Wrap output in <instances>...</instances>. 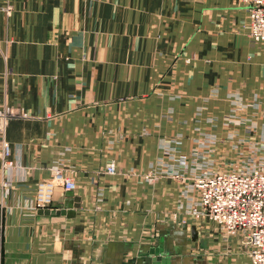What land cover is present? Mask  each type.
Listing matches in <instances>:
<instances>
[{
  "label": "crops",
  "instance_id": "crops-1",
  "mask_svg": "<svg viewBox=\"0 0 264 264\" xmlns=\"http://www.w3.org/2000/svg\"><path fill=\"white\" fill-rule=\"evenodd\" d=\"M249 32L241 0H0V114L27 115H0V264H251L192 187L264 137ZM53 168L65 217L34 207Z\"/></svg>",
  "mask_w": 264,
  "mask_h": 264
},
{
  "label": "built area",
  "instance_id": "built-area-1",
  "mask_svg": "<svg viewBox=\"0 0 264 264\" xmlns=\"http://www.w3.org/2000/svg\"><path fill=\"white\" fill-rule=\"evenodd\" d=\"M241 1L249 12L251 40L264 43V0ZM0 115L5 121L27 117L9 109ZM10 154V144L3 140L0 158L6 170L14 167L8 159ZM250 160L240 161L217 172L203 171L195 176L192 187L198 196V210L193 212L197 218L215 223L226 236L238 239L251 264H264V154L255 155ZM116 172L113 164L106 167L107 174L114 175ZM167 174L176 179L183 178L182 173L174 169ZM156 180L158 176L155 174L145 176L149 184ZM76 187L71 171L53 168L50 177L37 185L33 199L35 209H51L57 188L70 193Z\"/></svg>",
  "mask_w": 264,
  "mask_h": 264
},
{
  "label": "water",
  "instance_id": "water-1",
  "mask_svg": "<svg viewBox=\"0 0 264 264\" xmlns=\"http://www.w3.org/2000/svg\"><path fill=\"white\" fill-rule=\"evenodd\" d=\"M39 214L40 215H43V216H47V217H65L67 216V210H59V211H54V210H51V209H46V210H39ZM187 227V226H185ZM191 233H192V238L191 240L193 242H195L197 240V237H198V231L196 229V227H192L191 228Z\"/></svg>",
  "mask_w": 264,
  "mask_h": 264
},
{
  "label": "rangeland",
  "instance_id": "rangeland-1",
  "mask_svg": "<svg viewBox=\"0 0 264 264\" xmlns=\"http://www.w3.org/2000/svg\"><path fill=\"white\" fill-rule=\"evenodd\" d=\"M252 147H255V148H253L252 150V153L250 152V149L252 148ZM261 154H264V137L262 138V139H260V140H258V141H256V145H250V148H249V153H247V156H246V161H248V162H251V160H250V158H255V155H258V156H260ZM244 161V160H243ZM238 163V162H237ZM237 163H235V164H237ZM235 164H233V165H235ZM232 165V166H233ZM148 183V182H147ZM154 184V183H153ZM63 190V189H62ZM56 191V190H55Z\"/></svg>",
  "mask_w": 264,
  "mask_h": 264
}]
</instances>
